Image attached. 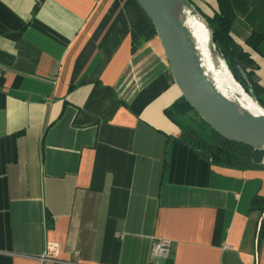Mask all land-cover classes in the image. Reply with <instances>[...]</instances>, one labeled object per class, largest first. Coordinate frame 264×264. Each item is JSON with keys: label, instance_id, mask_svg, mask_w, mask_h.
<instances>
[{"label": "crops", "instance_id": "crops-1", "mask_svg": "<svg viewBox=\"0 0 264 264\" xmlns=\"http://www.w3.org/2000/svg\"><path fill=\"white\" fill-rule=\"evenodd\" d=\"M229 3L264 86L253 0ZM146 23L136 0H0V264H61L41 260L48 241L72 264H264V168L213 164L181 139L162 44L134 42ZM158 238L168 259L152 256Z\"/></svg>", "mask_w": 264, "mask_h": 264}, {"label": "trees", "instance_id": "trees-1", "mask_svg": "<svg viewBox=\"0 0 264 264\" xmlns=\"http://www.w3.org/2000/svg\"><path fill=\"white\" fill-rule=\"evenodd\" d=\"M218 2L220 12L207 19L214 45L245 92L264 108V86L260 84V79L255 72L258 66L250 58L249 53L244 51L231 36L234 12L229 6V0H218ZM144 16L146 22L154 29L148 17L145 14ZM247 21L252 27V32L246 39V43L254 49H260L261 43L264 42V0H253V7ZM2 83L3 76L0 77V86ZM191 111L195 110L183 96L166 110L170 119L179 127L180 137L186 144L216 165L245 169L264 168L263 149H255L227 139L202 118L206 130L187 125L183 122V116ZM251 209L263 214L258 228V241H264V195L256 194L252 198ZM219 232L218 221L216 240L219 238Z\"/></svg>", "mask_w": 264, "mask_h": 264}, {"label": "water", "instance_id": "water-1", "mask_svg": "<svg viewBox=\"0 0 264 264\" xmlns=\"http://www.w3.org/2000/svg\"><path fill=\"white\" fill-rule=\"evenodd\" d=\"M136 2L151 21L162 44L173 79L185 100L222 136L264 150V113L246 114L219 92L201 66L188 28L177 18L179 5L185 4L193 15L202 21L193 4L189 0H136ZM211 41L217 52L212 37ZM218 56L220 57L219 54ZM260 107L264 110L262 106Z\"/></svg>", "mask_w": 264, "mask_h": 264}, {"label": "bare ground", "instance_id": "bare-ground-1", "mask_svg": "<svg viewBox=\"0 0 264 264\" xmlns=\"http://www.w3.org/2000/svg\"><path fill=\"white\" fill-rule=\"evenodd\" d=\"M177 18L188 28L201 66L219 92L238 105L246 114L257 115L264 113V110L234 79L224 61L217 54L215 57L218 62L211 60L213 43L205 24L197 16L193 15L190 8L185 4L179 5ZM211 63H215V65Z\"/></svg>", "mask_w": 264, "mask_h": 264}, {"label": "rangeland", "instance_id": "rangeland-1", "mask_svg": "<svg viewBox=\"0 0 264 264\" xmlns=\"http://www.w3.org/2000/svg\"><path fill=\"white\" fill-rule=\"evenodd\" d=\"M194 6V5H193ZM195 7V6H194ZM195 9L198 11L199 16L201 17L202 21L204 22V24L208 27V23H207V19L208 17L203 15L196 7ZM209 29V27H208ZM211 37V33L210 30L208 31ZM134 42L135 44H161L159 43V37L157 36L155 30L151 27L150 24L146 23V25L144 26V29H138L134 32ZM217 50V49H216ZM218 54L220 55V57L223 59V57L221 56V54L219 53V51L217 50ZM217 52L215 51V48L213 46V53L211 55V60L213 62H218L216 61V57L215 55L217 54ZM217 54V56H218ZM224 60V59H223ZM224 63L226 64L225 60ZM213 65H215V63H211ZM227 66V64H226ZM228 67V66H227ZM229 69V68H228ZM230 70V69H229ZM231 72V71H230ZM233 75V74H232ZM235 78V77H234ZM237 81V80H236ZM238 82V81H237ZM239 83V82H238ZM240 84V83H239ZM241 85V84H240ZM242 86V85H241ZM244 89V88H243ZM252 98V97H251ZM254 100V99H253ZM255 101V100H254ZM256 102V101H255ZM183 122H185L187 125L189 126H193V127H199V129L202 130H206V126L204 125V123L202 122L201 117L195 112V111H191L187 114H185L183 116Z\"/></svg>", "mask_w": 264, "mask_h": 264}, {"label": "built area", "instance_id": "built-area-1", "mask_svg": "<svg viewBox=\"0 0 264 264\" xmlns=\"http://www.w3.org/2000/svg\"><path fill=\"white\" fill-rule=\"evenodd\" d=\"M3 76V70L0 67V77ZM172 242L168 238H158L152 243V256L161 260L168 259L171 255ZM59 244L55 241H48L41 260L45 262H54L61 264H72V262L64 261L58 258ZM78 264V263H75Z\"/></svg>", "mask_w": 264, "mask_h": 264}]
</instances>
